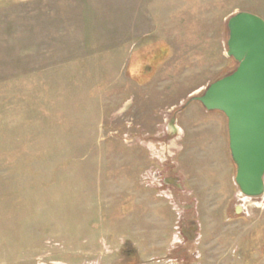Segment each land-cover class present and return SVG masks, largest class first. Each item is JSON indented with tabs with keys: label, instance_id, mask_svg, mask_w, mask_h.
<instances>
[{
	"label": "rangeland",
	"instance_id": "obj_1",
	"mask_svg": "<svg viewBox=\"0 0 264 264\" xmlns=\"http://www.w3.org/2000/svg\"><path fill=\"white\" fill-rule=\"evenodd\" d=\"M91 2L0 0V264H118L128 239L143 264H264V195L233 201L227 117L191 100L264 0H160L143 32Z\"/></svg>",
	"mask_w": 264,
	"mask_h": 264
},
{
	"label": "water",
	"instance_id": "obj_2",
	"mask_svg": "<svg viewBox=\"0 0 264 264\" xmlns=\"http://www.w3.org/2000/svg\"><path fill=\"white\" fill-rule=\"evenodd\" d=\"M227 30V55L236 67L191 100L225 114L235 181L244 194L255 196L264 192V18L237 12ZM154 70L147 71L149 77Z\"/></svg>",
	"mask_w": 264,
	"mask_h": 264
},
{
	"label": "crops",
	"instance_id": "obj_3",
	"mask_svg": "<svg viewBox=\"0 0 264 264\" xmlns=\"http://www.w3.org/2000/svg\"><path fill=\"white\" fill-rule=\"evenodd\" d=\"M92 1H94V3L91 2V4L93 5V7H95L94 8L95 10H98V9L101 10L102 8L107 9L106 14L110 13L111 15L115 13L113 17L116 15V13L118 15H122L125 18V22H127V18H128V25H127V28L125 29L127 30V32H141V31L143 32L148 28L154 27L156 22L159 23L158 15L160 14V12L159 13L156 12V7L160 5V0H157V2L156 0H116V1L115 0H92ZM131 6L133 8L130 9ZM145 10L149 11L148 13L149 17L145 18ZM103 14L105 13L104 12L98 13L95 11V15H103ZM96 17L97 16H95V18ZM133 19L138 20V22H134ZM99 20L103 21L104 19H99ZM101 21H96L95 24L92 23V25L89 26L88 28L90 32L91 31L92 32L107 31L113 28L114 22L112 24V22H110V19L108 20V15H107V20L105 23L102 24ZM86 29L87 28L85 27L83 28V30H86ZM91 36L93 37L94 35L91 34ZM126 43L127 42H125L124 44L126 45ZM98 47H99V44H98Z\"/></svg>",
	"mask_w": 264,
	"mask_h": 264
},
{
	"label": "flooded vegetation",
	"instance_id": "obj_4",
	"mask_svg": "<svg viewBox=\"0 0 264 264\" xmlns=\"http://www.w3.org/2000/svg\"><path fill=\"white\" fill-rule=\"evenodd\" d=\"M180 109L181 108H179V109H177V110H179L180 111ZM206 109V108H205ZM212 111H214V110H212ZM217 112H221V111H217ZM221 113H223V112H221ZM224 114V113H223ZM225 115V114H224ZM170 128H174V130L176 131V127H175V123H174V118L170 121ZM177 159L178 158V152L176 151V153H175V157H174V159ZM155 162H157L156 160H154ZM170 161H171V159H170ZM170 161H168V164H166L165 163V169H168L169 170V168L170 169H172L173 167H174V165H175V167L177 166V164H175V163H173V162H171L170 163ZM237 170V169H236ZM236 170H235V175H236ZM163 172H164V170L161 172V174H163ZM178 177H180V176H177V175H175V177H165V181L168 183V184H170L171 186H172V189L171 190H174V194L175 195H177V189H176V187H173V185L175 184H177L175 181H177V180H179L178 182H180L181 181V179L180 178H178ZM236 182V181H235ZM176 190V191H175ZM207 190V189H206ZM183 192H179V194H178V198L179 199H183L184 197L186 198V196H188V195H190L189 194V192H186V193H184V191L185 190H182ZM208 191H209V189H208ZM239 193H242V194H244L243 192H242V190H241V188H240V186L236 183V190H235V193H234V195H233V198H234V200L233 201H236L237 199H239ZM241 195V194H240ZM245 196H248V197H250L251 199H258V197H262L263 195H264V192L262 193V194H260V195H255V196H251V195H246V194H244ZM194 198V197H193ZM193 198H192V200H193ZM253 201H255V200H253ZM257 202V201H256ZM234 209H235V212H237V211H239V209L240 208H238L237 206H235L234 207ZM184 215V214H183ZM182 215V216H183ZM184 217V216H183ZM193 218V217H192ZM191 217H190V220L192 221V223H193V219H192ZM183 219V221H185V227L186 226H188V220H189V218H182ZM256 228H257V226H256ZM183 229H184V227H183ZM189 229V228H188ZM256 235H253L252 237L253 238H255V239H257V232L255 233ZM260 239H262L263 241H264V237H261ZM185 250H187V249H185V248H181L180 249V252L181 253H183ZM186 252V251H185ZM175 255V253L173 254V256ZM190 258H191V256H190ZM120 260H122L123 262H121V263H118V264H143L144 263V261H143V259L141 258V254H140V252H139V250L137 249V247H135L132 243H131V241L128 239L123 245H122V252H121V259ZM119 260V261H120ZM128 261V262H127Z\"/></svg>",
	"mask_w": 264,
	"mask_h": 264
},
{
	"label": "trees",
	"instance_id": "obj_5",
	"mask_svg": "<svg viewBox=\"0 0 264 264\" xmlns=\"http://www.w3.org/2000/svg\"><path fill=\"white\" fill-rule=\"evenodd\" d=\"M156 56H158V54H157ZM231 62H232V64H234L235 66L232 67V69H231L230 71H232V70L236 67V65H237L232 59H231ZM230 71H228V72H230ZM224 75H226V74H224ZM224 75H223V76H224ZM220 78H221V77H220Z\"/></svg>",
	"mask_w": 264,
	"mask_h": 264
}]
</instances>
